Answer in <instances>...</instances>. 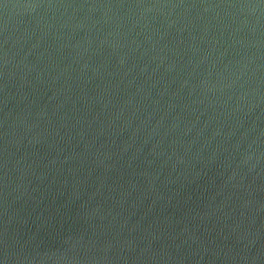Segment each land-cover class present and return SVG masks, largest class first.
Masks as SVG:
<instances>
[{
	"label": "water",
	"instance_id": "water-1",
	"mask_svg": "<svg viewBox=\"0 0 264 264\" xmlns=\"http://www.w3.org/2000/svg\"><path fill=\"white\" fill-rule=\"evenodd\" d=\"M0 264H264V0H0Z\"/></svg>",
	"mask_w": 264,
	"mask_h": 264
}]
</instances>
